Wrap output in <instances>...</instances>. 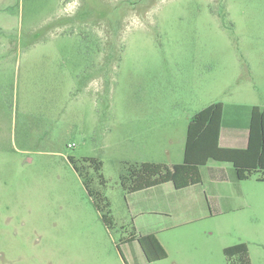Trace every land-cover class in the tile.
Instances as JSON below:
<instances>
[{"label":"rangeland","instance_id":"1","mask_svg":"<svg viewBox=\"0 0 264 264\" xmlns=\"http://www.w3.org/2000/svg\"><path fill=\"white\" fill-rule=\"evenodd\" d=\"M258 97L264 0H0V264H170L121 243L136 213L120 176L135 164L182 163L196 113ZM69 160L90 174L94 196ZM97 198L110 204L114 229ZM249 216L202 222L210 263L227 264L222 246L243 240L264 264V229L250 234ZM172 238L161 237L171 253Z\"/></svg>","mask_w":264,"mask_h":264},{"label":"crops","instance_id":"2","mask_svg":"<svg viewBox=\"0 0 264 264\" xmlns=\"http://www.w3.org/2000/svg\"><path fill=\"white\" fill-rule=\"evenodd\" d=\"M91 88L92 82H89L86 87L89 96L91 95ZM254 92L261 95L259 88H256ZM216 103L222 104L218 136L219 147L244 150L248 144L252 109L257 107L263 110L264 99L258 97L243 102ZM199 172L200 184L181 190L175 189L172 183H165L133 193L125 191L130 200L128 209L134 211L136 216L132 219L131 232L127 234L128 236L122 238L121 243L132 248L133 245L137 246L143 255L138 242L136 239H131V237L152 235L167 254L166 259L163 261L167 260L170 264H215L214 259L213 263H210L211 254H213V250H211L212 243L210 242L212 232L203 228L202 222L232 213H239L246 208L249 209L250 216L245 225L248 227L250 234L252 232V235L257 237L258 233L256 234V231L258 228L264 229V188L263 185H260L264 182L255 178L257 185L250 187L247 193L244 192L243 184H246L245 182L251 180L253 176L243 181H237L233 166L225 162L209 161L199 168ZM260 173L264 175V171H260ZM231 187L236 189L235 198L239 200L237 203L234 202L231 193L227 190ZM199 195L204 199L207 214L201 212L203 209L199 206ZM145 216H156L161 218L162 221L154 222L157 224L152 223V226L148 228H142L139 226L138 221ZM164 218L172 219V222L165 223ZM114 227H117L115 223ZM121 230L126 232L127 226L122 225ZM168 232L173 235L171 240L174 241V251L172 253L166 250L161 240V237ZM184 238L185 241H183ZM239 243L247 245L249 261L250 264H253L248 244L243 240L237 244ZM228 247L230 246H222V253Z\"/></svg>","mask_w":264,"mask_h":264},{"label":"trees","instance_id":"3","mask_svg":"<svg viewBox=\"0 0 264 264\" xmlns=\"http://www.w3.org/2000/svg\"><path fill=\"white\" fill-rule=\"evenodd\" d=\"M222 104L214 103L196 113L187 125L186 141L182 163L170 167L163 164L142 163L128 167L120 176L121 186L124 191L133 193L165 183H172L174 188L181 190L200 184L199 168L209 161L230 163L237 181H243L253 174L264 171V109H252L250 118L248 144L244 150L223 149L218 145ZM73 164L72 160H69ZM82 163L95 172L101 168V162L95 159H84ZM73 168L89 194L92 178L84 166ZM99 178L102 177L99 175ZM103 180V179H102ZM264 182V175L257 178ZM104 181H101L103 183ZM98 195V193H96ZM99 212L102 223L108 230L114 229V223L109 210L110 204L101 198L93 200ZM136 239L146 262L163 261L167 254L157 239L152 236H132ZM227 264H250L248 248L245 243L230 246L223 251Z\"/></svg>","mask_w":264,"mask_h":264}]
</instances>
